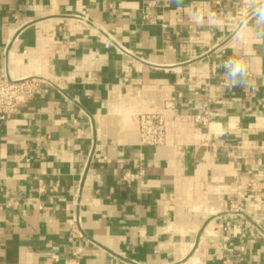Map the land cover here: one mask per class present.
<instances>
[{
  "label": "crops",
  "instance_id": "0c3cea01",
  "mask_svg": "<svg viewBox=\"0 0 264 264\" xmlns=\"http://www.w3.org/2000/svg\"><path fill=\"white\" fill-rule=\"evenodd\" d=\"M248 2L0 0V80H43L0 122V264H264L248 232L264 228V40L250 17L237 32ZM229 57L248 60L246 87L220 85ZM140 112L167 115L163 146L140 145Z\"/></svg>",
  "mask_w": 264,
  "mask_h": 264
},
{
  "label": "built area",
  "instance_id": "2783aa9c",
  "mask_svg": "<svg viewBox=\"0 0 264 264\" xmlns=\"http://www.w3.org/2000/svg\"><path fill=\"white\" fill-rule=\"evenodd\" d=\"M215 2L219 4L220 0H215ZM144 18L154 22L150 13H146ZM42 84V78L37 76L0 80V122L8 116L17 114L23 104H27L33 100L40 93ZM220 85L225 87V80ZM192 118L197 124L208 125L212 120V113L210 108L207 107L203 112L193 115ZM137 123L139 143L141 146L158 147L166 143L168 132L166 114L140 112L137 114ZM142 176V172L135 173L126 171L122 174V180L127 183H132L140 180ZM79 225V218L74 217L71 221L73 232H77ZM248 229L252 237H259L264 240V228L256 227L254 229L251 227Z\"/></svg>",
  "mask_w": 264,
  "mask_h": 264
},
{
  "label": "clouds",
  "instance_id": "9594fccd",
  "mask_svg": "<svg viewBox=\"0 0 264 264\" xmlns=\"http://www.w3.org/2000/svg\"><path fill=\"white\" fill-rule=\"evenodd\" d=\"M207 19L212 24H219V18L214 11L206 13ZM251 18L255 24V37L264 40V0H249L245 9V14L241 15L238 21L237 32L246 30ZM191 19L196 24L204 22V15L200 11H193ZM220 67L224 70L225 87H246L248 85V76L250 64L247 59L242 57H229L224 60Z\"/></svg>",
  "mask_w": 264,
  "mask_h": 264
}]
</instances>
